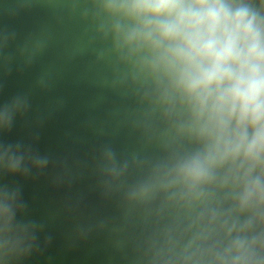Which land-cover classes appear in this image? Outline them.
Here are the masks:
<instances>
[{"label": "water", "instance_id": "obj_1", "mask_svg": "<svg viewBox=\"0 0 264 264\" xmlns=\"http://www.w3.org/2000/svg\"><path fill=\"white\" fill-rule=\"evenodd\" d=\"M101 3L0 0V264H153L182 222L163 194L129 193L197 145L133 82Z\"/></svg>", "mask_w": 264, "mask_h": 264}, {"label": "clouds", "instance_id": "obj_2", "mask_svg": "<svg viewBox=\"0 0 264 264\" xmlns=\"http://www.w3.org/2000/svg\"><path fill=\"white\" fill-rule=\"evenodd\" d=\"M101 7L133 82L170 121L169 133L197 145L157 164L129 193L163 194L182 215L153 264H264V12L250 0ZM20 162L9 157V171ZM13 216L10 193L0 190V219L7 226Z\"/></svg>", "mask_w": 264, "mask_h": 264}]
</instances>
